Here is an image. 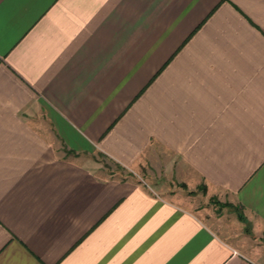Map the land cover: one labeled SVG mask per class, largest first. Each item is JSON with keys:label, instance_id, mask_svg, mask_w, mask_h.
I'll use <instances>...</instances> for the list:
<instances>
[{"label": "crops", "instance_id": "1", "mask_svg": "<svg viewBox=\"0 0 264 264\" xmlns=\"http://www.w3.org/2000/svg\"><path fill=\"white\" fill-rule=\"evenodd\" d=\"M0 264H264V0H0Z\"/></svg>", "mask_w": 264, "mask_h": 264}, {"label": "rangeland", "instance_id": "2", "mask_svg": "<svg viewBox=\"0 0 264 264\" xmlns=\"http://www.w3.org/2000/svg\"><path fill=\"white\" fill-rule=\"evenodd\" d=\"M93 158L98 163L99 167L110 177H123L124 175L130 174L129 169H122L118 164L113 163L107 158L101 155H93ZM133 176L138 178V180L145 182L143 179V174L141 170H137ZM178 191L183 195V197L190 200V203L197 210L208 209L207 217L212 220L216 228L219 229L221 236L228 241H237L241 238L249 236L251 239L255 237L252 236V225L244 221L241 222L238 218V214L242 213L240 207L230 204V202H220L216 199H207L204 196V189L201 186L195 189L182 188Z\"/></svg>", "mask_w": 264, "mask_h": 264}, {"label": "trees", "instance_id": "3", "mask_svg": "<svg viewBox=\"0 0 264 264\" xmlns=\"http://www.w3.org/2000/svg\"><path fill=\"white\" fill-rule=\"evenodd\" d=\"M238 218L241 221L247 222V219L244 217V215L242 213L238 214Z\"/></svg>", "mask_w": 264, "mask_h": 264}]
</instances>
